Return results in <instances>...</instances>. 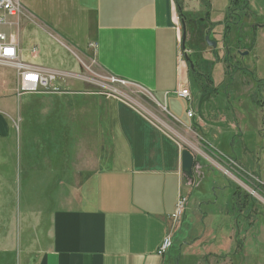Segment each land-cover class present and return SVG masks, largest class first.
Masks as SVG:
<instances>
[{
    "label": "crops",
    "instance_id": "crops-1",
    "mask_svg": "<svg viewBox=\"0 0 264 264\" xmlns=\"http://www.w3.org/2000/svg\"><path fill=\"white\" fill-rule=\"evenodd\" d=\"M208 1L209 22L221 23L227 0ZM19 3L20 13L3 27L7 34L18 40L9 29L15 26L18 33L23 19L32 18L75 46L78 63L37 65L55 72L52 85L59 90L21 95L15 70L8 67L14 82L9 95H0V264H180L182 259L203 264V254L172 256V244L166 254L157 253L163 238L170 232L173 239L176 232L172 214L179 194H190L199 175L196 158L207 160L194 155L192 175H185L181 150L192 141L180 138L171 124L184 132L193 126L208 156L224 162L221 157L229 154L211 144L202 129L211 134L222 123L228 134L240 133L235 117L241 108L234 120L214 117L204 94L209 90L214 101L222 81H190L174 0ZM18 48L22 57L19 40ZM85 67L95 78L84 74ZM96 76L129 81L126 87L149 98L170 123L124 94L101 92ZM184 87L190 99L176 93ZM231 158L245 163L242 156ZM19 183L26 203L18 209ZM234 240L210 241L219 249L208 255L217 253L218 263L253 264L245 250L256 242Z\"/></svg>",
    "mask_w": 264,
    "mask_h": 264
},
{
    "label": "rangeland",
    "instance_id": "rangeland-1",
    "mask_svg": "<svg viewBox=\"0 0 264 264\" xmlns=\"http://www.w3.org/2000/svg\"><path fill=\"white\" fill-rule=\"evenodd\" d=\"M247 1L245 4L234 5L232 0H227L225 10L220 13L223 17L221 23H210L208 19V22L199 20L211 7L208 0H180L182 12L189 20L184 49L197 65V72L189 71L190 81L192 78H196L194 81L197 84L207 80L212 83L222 81L219 85L223 91L219 92L214 101H210L209 90L204 94L214 117L225 114L228 119L234 120L235 110L241 108L235 119L241 125L239 132L242 135L237 132L228 134L222 123L213 128L211 134L206 129H202V132L211 144L227 154L245 158L248 167L229 155L221 157L224 162L210 158L193 126L186 133L179 126L171 124L179 137L192 141L184 142L190 144L192 149H189L193 155L200 154L207 160L196 158L200 166L197 164L195 172L199 175L194 176L184 215L180 224L174 228L176 232L170 252L174 257L180 253L183 256L186 251V255L203 254L199 257L203 264H223L218 263V257L215 256L217 253L208 255L209 251L219 249L213 242H209L215 240L220 245V242L229 239L256 242L245 252L251 251L249 255L254 257L253 264H264V28H259V25L264 24V16H261L264 0ZM16 29L13 26L9 30L17 34L25 62L48 67L78 63V49L75 46L60 35L52 36L32 18H24L19 24L18 33ZM206 31H209L208 34ZM204 35L217 42L215 48L204 42ZM35 47L37 53L33 54ZM86 61L89 67L90 60ZM8 67L0 64V95H9L14 82L12 69ZM88 67L83 69L84 74L94 77ZM96 78L100 82L98 88L101 92L124 94L136 103L145 104L160 119H165L164 112L155 108L152 101L142 93L111 83L107 77ZM194 98L197 102L200 94L195 92ZM239 99L241 104L237 106ZM214 117L210 119L215 120ZM233 138L234 142L229 144L228 139ZM16 195L19 209L26 203L24 184L16 185ZM188 247L191 249L188 250ZM183 260L180 264H186ZM169 264H174V261Z\"/></svg>",
    "mask_w": 264,
    "mask_h": 264
},
{
    "label": "built area",
    "instance_id": "built-area-1",
    "mask_svg": "<svg viewBox=\"0 0 264 264\" xmlns=\"http://www.w3.org/2000/svg\"><path fill=\"white\" fill-rule=\"evenodd\" d=\"M21 7L19 0H0V64L9 66L15 70L16 73V92L17 95L37 93L42 91L57 92L59 88L52 85V81L56 79L55 72L45 71L40 66L25 62L20 54L18 48V40L15 35L7 34L3 29L8 24L9 17H15L20 13ZM176 30L178 32L179 40L181 36V23L176 21ZM36 50V47L33 49ZM111 83H116L121 86L129 85V81L116 76L108 78ZM179 96L187 99L191 98V94L187 87L177 90ZM187 115L192 116V111L188 110ZM254 190V189H252ZM187 203V196L179 194L175 210L172 214L173 228L180 224L181 218L184 215ZM169 232L160 244L157 253L164 255L171 247L172 239Z\"/></svg>",
    "mask_w": 264,
    "mask_h": 264
},
{
    "label": "water",
    "instance_id": "water-1",
    "mask_svg": "<svg viewBox=\"0 0 264 264\" xmlns=\"http://www.w3.org/2000/svg\"><path fill=\"white\" fill-rule=\"evenodd\" d=\"M181 24H182L181 48L184 49L186 33H185V24L183 23V20H181ZM204 40L208 46H211L213 48H215L217 45V42L214 40H210L208 35H205ZM183 58L188 63L189 67L193 68V63L191 62L185 50H183ZM180 158H181V171L185 175L191 176L193 171L194 160H195L194 155L191 153V151H189V149L183 148L181 150Z\"/></svg>",
    "mask_w": 264,
    "mask_h": 264
},
{
    "label": "trees",
    "instance_id": "trees-1",
    "mask_svg": "<svg viewBox=\"0 0 264 264\" xmlns=\"http://www.w3.org/2000/svg\"><path fill=\"white\" fill-rule=\"evenodd\" d=\"M232 2H233L234 5H237V4L243 3V2H244V4L246 3L245 0H232ZM174 3H175V8H176V12H177L178 18L183 20V23L185 24V33H186V27H187V30H188V27H189V20L184 16V14L182 12L183 10H182V6H181L180 0H174ZM244 7H245V5H244ZM207 19H208V12H205V16L201 17L199 20H202L204 22V21H207ZM208 32L209 31H206L205 33L208 34ZM204 37H205V35L203 36V40H204ZM204 42H205V40H204ZM182 50H185V49H182ZM190 60H191V58H190ZM191 62L193 63V68L189 67V71L191 73H195V72H197V68H196L197 65L195 64V62H193V60H191Z\"/></svg>",
    "mask_w": 264,
    "mask_h": 264
}]
</instances>
